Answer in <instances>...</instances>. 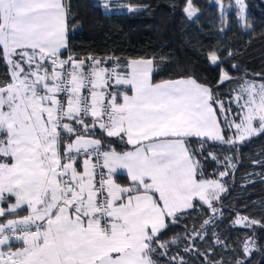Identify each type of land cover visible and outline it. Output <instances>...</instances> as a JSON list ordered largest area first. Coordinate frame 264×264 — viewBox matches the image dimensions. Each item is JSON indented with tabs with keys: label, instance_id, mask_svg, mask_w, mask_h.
<instances>
[{
	"label": "snow or ice",
	"instance_id": "snow-or-ice-1",
	"mask_svg": "<svg viewBox=\"0 0 264 264\" xmlns=\"http://www.w3.org/2000/svg\"><path fill=\"white\" fill-rule=\"evenodd\" d=\"M235 6L251 29L245 0ZM184 11L191 19L198 9L186 0ZM71 18L70 0H0V264H162L158 257L177 243L162 239L165 230L191 215L195 201L215 215L212 202L226 191L206 178L199 157L220 163L214 145L238 152L264 134V73L253 74L257 81L246 70L239 79L222 70L218 84L236 83L226 104L193 76L155 80L152 58L108 57V66L78 59ZM208 59L222 60L215 51ZM98 131L130 147L117 151ZM211 220L184 238L203 239ZM233 223L259 221L238 215ZM254 247L246 237L245 255ZM199 254L204 264H222Z\"/></svg>",
	"mask_w": 264,
	"mask_h": 264
},
{
	"label": "trees",
	"instance_id": "trees-1",
	"mask_svg": "<svg viewBox=\"0 0 264 264\" xmlns=\"http://www.w3.org/2000/svg\"><path fill=\"white\" fill-rule=\"evenodd\" d=\"M107 1L110 12L103 11L100 0H70V47L78 59L89 55L100 59L118 57L126 63L129 59L152 58L158 66L154 71L155 80L193 76L218 92L226 104L236 83L218 84L222 70L237 79L246 70L248 78L257 81L261 77L253 74L264 73V2L261 0H245L251 29L242 31L234 16L227 14V28L222 33H219L223 28L220 12L213 0H192L198 9L192 20L184 15L186 0ZM230 1L222 0V3L227 6ZM127 6L137 7L129 11ZM213 51L222 58L217 65H212L208 59ZM233 64L237 68L234 69ZM5 71L0 63V76ZM97 137L111 139L117 151L129 148L118 138H107L99 131ZM237 147L239 151L235 152L227 145H214L220 163L210 157L205 159L207 153L199 157L205 166L206 178L219 181L226 191L213 202L218 209L215 215L208 206L195 201L200 206L189 210L191 215L165 230L162 239L177 238V243H170L168 254L158 257L162 264H178L181 257L187 264H204L205 256L199 254L202 252L222 264H234L237 259L244 264H264V227H261L264 224V134L246 139ZM225 155L233 158L234 169H226ZM225 170L229 174L221 177L219 173ZM238 215L259 223L250 228L235 225L233 222ZM210 217L212 220L206 226L207 234L203 239L184 238ZM216 236L228 247L218 244ZM246 237L255 241L248 255L242 250ZM186 247L191 250L184 251ZM171 256L176 260L170 261Z\"/></svg>",
	"mask_w": 264,
	"mask_h": 264
},
{
	"label": "rangeland",
	"instance_id": "rangeland-1",
	"mask_svg": "<svg viewBox=\"0 0 264 264\" xmlns=\"http://www.w3.org/2000/svg\"><path fill=\"white\" fill-rule=\"evenodd\" d=\"M103 1H105L106 3H108L107 0H103ZM261 1L264 2V0H261ZM212 3H213V5H214L216 8L219 9V12H220L219 21H220V22L222 23V25H223V28H222L223 31L227 28V20H226V18H227L226 15H227V14H232V15L234 16L236 23L240 26V28L242 29V31H247V30H248V28L245 27L244 22L241 21V20H239V18L237 17V11H238V9H237V7L235 6V0H231L230 3H229L227 6H224V5H223V8H221L220 4L217 3V0H213ZM229 5H232V7H229ZM103 11H104V12H110L111 10H110V8H108V9L106 10V9L103 7ZM246 14H247V7H246V10H245V16H246ZM184 15L186 16V18H187L188 20H192V19L195 18V17H193V18L189 19V18L187 17V15H186L185 11H184ZM219 33H222L221 29L219 30ZM209 61H210V60H209ZM210 63H211V62H210ZM232 107H233V109H235V104H234V103L232 104ZM232 131L234 132L235 129H233ZM222 193H223V192H222ZM222 193H221V194H222ZM221 194H220V195H221ZM213 202H215V201H213ZM213 202H212V203H213ZM206 206H207V205H206Z\"/></svg>",
	"mask_w": 264,
	"mask_h": 264
},
{
	"label": "crops",
	"instance_id": "crops-1",
	"mask_svg": "<svg viewBox=\"0 0 264 264\" xmlns=\"http://www.w3.org/2000/svg\"><path fill=\"white\" fill-rule=\"evenodd\" d=\"M104 3H105V1H101V0H100V4H101L102 6H103ZM85 60H86V63L89 62V61H87V58H85ZM102 60H106V61H107V64H106L105 66H108V65H111L112 63H114L113 60H109L108 58H104V59H102ZM126 63H127V62H126ZM127 146H128V145H127ZM128 147H130V146H128ZM123 181H124L125 183L127 182L126 176H122L120 182L123 183ZM22 214H26V213H22Z\"/></svg>",
	"mask_w": 264,
	"mask_h": 264
}]
</instances>
